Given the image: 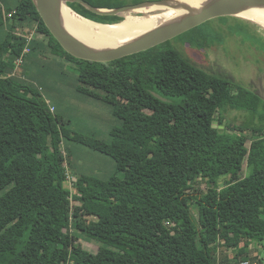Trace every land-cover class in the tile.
Masks as SVG:
<instances>
[{
    "label": "trees",
    "instance_id": "1",
    "mask_svg": "<svg viewBox=\"0 0 264 264\" xmlns=\"http://www.w3.org/2000/svg\"><path fill=\"white\" fill-rule=\"evenodd\" d=\"M84 1L115 9L152 0ZM68 6L97 23L122 20ZM229 30L249 35L239 24ZM215 34L201 27L182 44L205 48ZM54 45L63 50L33 0H0V264H231L229 250L250 261L248 248L264 242V98L196 67L171 41L109 63L63 50L76 91L109 105L117 121L108 142L72 134L20 73L29 53ZM230 110L244 121L227 122ZM66 139L111 158L114 172L81 175L71 193ZM244 165L251 172L241 178ZM202 181L206 192L190 193Z\"/></svg>",
    "mask_w": 264,
    "mask_h": 264
},
{
    "label": "rangeland",
    "instance_id": "2",
    "mask_svg": "<svg viewBox=\"0 0 264 264\" xmlns=\"http://www.w3.org/2000/svg\"><path fill=\"white\" fill-rule=\"evenodd\" d=\"M236 24L242 25L249 35L240 30L238 34L231 33L229 28ZM201 27L211 28L218 39L201 49L182 44L183 39L191 33L198 32ZM191 33L179 37L180 39L170 40L171 45L176 47L186 60L207 72L227 76L238 85L254 90L264 98V28L239 17H229L228 23L226 19H213ZM77 72L75 66L67 62V55L64 51L55 45L51 48L46 47L44 51L33 50L25 57L24 66L20 69V73L31 80L41 90L47 103L55 108L54 114L70 122V133L108 142L110 140L109 131L117 124L112 115V108L100 100L89 98L76 91ZM119 104L124 105L125 103L119 101ZM245 116L244 113L233 110L226 114L227 122L238 124L244 121ZM62 150L65 155L67 151L70 153L67 157L65 187L71 193H73V184L79 176L86 175L105 181L115 170V163L108 156L67 139L63 142ZM250 172V169L244 165L240 177L243 178ZM207 186L208 184L202 181L194 189L195 191L190 193L206 192ZM196 212V207H193L195 217ZM79 238L77 244L83 249L91 253L97 252L99 244L93 241L87 242L81 236ZM263 247L264 242L252 243L248 248L251 260L247 261L264 264ZM227 254L231 258V264H240L243 261L234 260V253L230 250ZM260 260L263 263H258Z\"/></svg>",
    "mask_w": 264,
    "mask_h": 264
},
{
    "label": "water",
    "instance_id": "3",
    "mask_svg": "<svg viewBox=\"0 0 264 264\" xmlns=\"http://www.w3.org/2000/svg\"><path fill=\"white\" fill-rule=\"evenodd\" d=\"M59 1L60 0H33V3L50 34L67 54L76 59L96 63H109L147 51L167 41L173 40L213 19L234 17V14L240 9L250 7L264 8V0H208L195 9L188 8L185 14L179 15L177 18L167 23L160 24L153 31L141 37L134 38L127 43L108 48H91L78 43L66 30L58 11ZM180 2L181 0H152L129 4L115 9H107L94 7L84 0H67L66 6L73 14L96 26L113 27L123 23L125 18L128 17V14L135 10H145L143 11L144 13H149L147 15H141L144 13L140 15H131V17L151 18L164 14V11H152L148 9L153 6H166L167 9H171L175 6L183 10L186 5ZM68 3H77L97 16H117L122 20L111 24L97 23L77 14L68 6ZM113 33L114 32H109L108 35H113ZM214 127L217 126L214 125ZM219 130L222 131L223 127L220 126Z\"/></svg>",
    "mask_w": 264,
    "mask_h": 264
},
{
    "label": "bare ground",
    "instance_id": "4",
    "mask_svg": "<svg viewBox=\"0 0 264 264\" xmlns=\"http://www.w3.org/2000/svg\"><path fill=\"white\" fill-rule=\"evenodd\" d=\"M206 1L208 0H181L180 3L186 5L183 10L175 6L171 9H167L166 6H153L148 9L152 11H164V14L151 18L131 17V15H140L145 11L135 10L128 14V17L125 18L123 23L113 27L96 26L76 16L67 8V0L59 1L58 11L64 27L78 43L91 48H108L127 43L134 38L146 35L156 29L160 24L167 23L179 15L185 14L188 8L195 9ZM148 13L145 12L141 15H147ZM234 17L248 20L264 28V8L250 7L240 9L234 14ZM109 32H114L115 34L108 35Z\"/></svg>",
    "mask_w": 264,
    "mask_h": 264
},
{
    "label": "built area",
    "instance_id": "5",
    "mask_svg": "<svg viewBox=\"0 0 264 264\" xmlns=\"http://www.w3.org/2000/svg\"><path fill=\"white\" fill-rule=\"evenodd\" d=\"M2 12H3L4 17H5L6 20H11V19H13V13H8V12H6L3 8H2ZM24 37L27 39V43H28V42L30 41V39L32 38V34H31V35H24ZM27 52H28V49L25 48L24 51H23V53H22V56L16 61V67H18L19 65H21V63H22V57H23ZM13 75H15V73H14ZM50 109H51V111H53L52 108H50ZM241 264H250V263L244 261V262H242Z\"/></svg>",
    "mask_w": 264,
    "mask_h": 264
},
{
    "label": "crops",
    "instance_id": "6",
    "mask_svg": "<svg viewBox=\"0 0 264 264\" xmlns=\"http://www.w3.org/2000/svg\"><path fill=\"white\" fill-rule=\"evenodd\" d=\"M249 248H250V247H249ZM248 250H249V249H248ZM242 262H244V261H242ZM242 262H241V263H242ZM246 262L250 263L249 261H246ZM241 263H240V264H241ZM250 264H255V263H250Z\"/></svg>",
    "mask_w": 264,
    "mask_h": 264
},
{
    "label": "flooded vegetation",
    "instance_id": "7",
    "mask_svg": "<svg viewBox=\"0 0 264 264\" xmlns=\"http://www.w3.org/2000/svg\"><path fill=\"white\" fill-rule=\"evenodd\" d=\"M184 44H189V43L185 41V43H184ZM189 45H190V44H189Z\"/></svg>",
    "mask_w": 264,
    "mask_h": 264
}]
</instances>
